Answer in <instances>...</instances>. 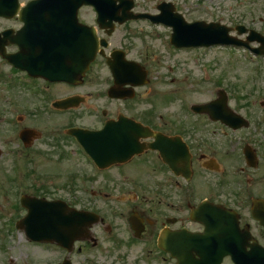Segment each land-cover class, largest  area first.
<instances>
[{
	"label": "flooded vegetation",
	"instance_id": "1",
	"mask_svg": "<svg viewBox=\"0 0 264 264\" xmlns=\"http://www.w3.org/2000/svg\"><path fill=\"white\" fill-rule=\"evenodd\" d=\"M83 16L80 12L81 22L87 24ZM20 27L24 28L25 22H21ZM98 33L100 39H104L105 32ZM111 38H107L108 47L91 64L80 86L30 79L28 71H15L9 66L12 72L21 76L22 81L31 82L29 85L17 83L15 97L23 105L39 106L45 110L47 118L65 116L70 128L100 130L107 123L113 125L120 119L140 123L151 131L149 138L137 141L147 149L126 157L127 161L98 170L74 138L58 139L61 143L70 144L69 160L79 159L83 167L80 172L70 173V198L66 201L72 213L95 215L97 221L89 226H72L70 234L65 236V247L60 245V241L30 242L25 230L16 228L22 231L20 239L0 241V264H236V261L238 264H264V225L254 218L252 211L253 200H264V196L251 195L247 190L244 199L229 198L228 193L232 192L230 177L219 173L218 168L221 155L230 156L244 142L255 141V136H249L245 141L239 137L236 141L229 138V134L238 132L220 122H211L224 129V135L217 138L214 136L216 131L212 135L205 131L210 126L206 121L158 122L155 117L141 120L132 116L136 109L129 106L114 114L106 110L99 115L92 114L89 117L94 120H90V125L72 123L74 119L81 118L78 113L91 110V95L83 92L82 88L92 73L97 69L101 72L104 66L109 70L108 57L115 51L130 61L128 51L113 47ZM11 48L10 52H14ZM71 53L72 48L69 47L64 57L56 62L69 67ZM37 63L33 61V65ZM47 63L52 64L53 61ZM105 94L108 97L107 92ZM134 97L124 100L108 98L111 101H130ZM61 101H70V108L54 107ZM30 115L37 120L44 119ZM128 149L134 148L128 146ZM253 149L260 168L263 152L259 154V145ZM242 158L245 163L243 154ZM111 159L117 158L112 156ZM223 172L226 173L225 169ZM246 181L253 185V179L247 178ZM125 187H130L127 193ZM204 201L209 202L210 207L226 208L228 211L224 212L233 218L214 211L195 214L194 210ZM13 229L7 228V234H12Z\"/></svg>",
	"mask_w": 264,
	"mask_h": 264
},
{
	"label": "rangeland",
	"instance_id": "2",
	"mask_svg": "<svg viewBox=\"0 0 264 264\" xmlns=\"http://www.w3.org/2000/svg\"><path fill=\"white\" fill-rule=\"evenodd\" d=\"M135 1L137 4L134 11L137 13L158 14L157 6L165 2L173 5L176 12L188 22H219L227 27L246 23L264 36V0ZM86 12L83 20L94 24V12ZM10 25L11 23L0 20V30ZM161 26L134 22L115 31L110 40L113 47L124 48L128 51L129 60L141 63L147 70L149 82L135 88L136 96L133 100L111 101L104 89L108 84L113 85V79L105 66L101 72L97 69L82 88L83 92L91 95V110L78 113L81 118L74 119V122L71 120L72 123L90 125V120H94L89 117L92 114L99 115L103 110L114 114L115 111H124L127 106L136 109L132 116L141 120L153 115L166 117L162 120L157 118L158 122L196 121L192 119V108L217 100L220 90L227 93L228 106L234 112L252 122L260 120L264 115V62L258 67L243 56L241 50L215 47L207 50H177L170 43L171 30ZM0 74L7 78L10 75L1 58ZM1 87L4 85L0 84ZM5 98L6 95L4 98L0 95V205L4 211L3 219L8 223L10 217L16 220L17 216L23 215L22 212L14 211V205L22 191L31 196L67 202L70 198V173L80 172L83 167L79 159L69 160L70 144L57 140L61 138L63 128L70 124L65 116L47 118L39 110L36 117L42 116L44 119L37 120L31 115L25 117L20 110L12 113L8 102L14 100L5 102ZM20 114L25 119L18 122ZM200 120H205L209 125L208 118ZM217 127L218 125L210 123L205 131L211 135L216 131L214 136L220 138ZM25 128L34 129L42 136L29 148L19 138V133ZM251 132L255 135V141H243L244 145L248 144L253 148H258L259 145V154L263 152L260 168L249 171L254 181L251 195L264 196V122L256 130L252 127ZM237 154L240 153L221 155L219 161L222 167L229 170L230 181L233 176L234 179L243 176L236 166L243 163V159L237 157ZM18 179L22 181V185ZM125 190L127 193L130 187H125ZM228 195L229 198L234 196L231 192ZM83 198L82 196L81 199ZM4 220H0V230L3 229L1 222ZM8 240L13 241L11 236Z\"/></svg>",
	"mask_w": 264,
	"mask_h": 264
},
{
	"label": "water",
	"instance_id": "3",
	"mask_svg": "<svg viewBox=\"0 0 264 264\" xmlns=\"http://www.w3.org/2000/svg\"><path fill=\"white\" fill-rule=\"evenodd\" d=\"M45 0H42V2ZM59 0H47V3H57ZM121 2L126 3V7H116L114 0H75V4L73 3V7L71 8L72 14V21L73 24H75V18H76V26L78 28L80 27L78 23L77 16H75V13L77 14V11L82 5L90 4L94 5L96 8V11L98 13V23L100 24L101 28H113L114 24L113 22H119L124 23L129 18H133V16H129L127 13L129 9L132 7L130 1H123L119 0ZM17 2L18 0H0V15H5V12L7 10V7L10 4H14V9H17ZM160 10L162 11V15L157 17H152L148 15H140L136 16L135 18H141V17H147L151 18L152 20L156 22H163L167 25L174 27V34L172 36V43L177 47H189V46H198V45H212V44H218V43H224L226 41H229L227 37L228 29L225 27L211 24L206 25L203 22L195 23V24H187L183 17L180 15H174L172 14L173 9L170 6L164 7L160 6ZM122 12V15L120 13ZM7 14V13H6ZM88 41L87 45H91V51L89 50L88 58L86 61V65L81 70L77 71L73 74H43L42 76L52 82H71V83H78L81 81V78L83 77L84 71L88 68V65L91 61H93L96 57L97 51H98V42L97 37L94 32V29L90 32L87 36ZM216 38H219L215 40ZM215 40V41H214ZM263 43V40H260ZM264 44V43H263ZM5 47V41L0 42V52H3ZM261 52H264V50H261ZM131 71V72H130ZM130 71L126 72L124 70L122 71H116L114 76L116 79V83L118 85L122 84H133V85H140L144 84L146 78V72L142 70L141 67L131 64ZM142 77V78H141ZM141 78V79H139ZM196 111L201 112H207L210 114L212 118L216 119H222V120H238V117L234 114H232L227 109V98L222 93V97L206 106L202 107H196ZM144 131L141 127L137 126L133 132H135V137L138 138L140 136H143L141 132ZM77 133L78 131H73ZM144 133H146L144 131ZM99 134H93L91 137L100 135ZM145 135V134H144ZM35 136V133L33 131H24L21 134L22 140L27 144L31 138ZM45 201L38 200L35 198H26L25 204L26 207L29 209V215L22 221L21 226H26L29 230L28 235H30L31 238L34 239V236H38L34 232V227L38 225L39 217L36 215V213L40 210L38 206H52V203H44ZM57 209H61L57 205ZM258 208H261L260 205ZM66 210V209H65ZM65 210L61 209V216L58 218V225L65 227L69 226V215L65 212ZM67 212V211H66Z\"/></svg>",
	"mask_w": 264,
	"mask_h": 264
}]
</instances>
